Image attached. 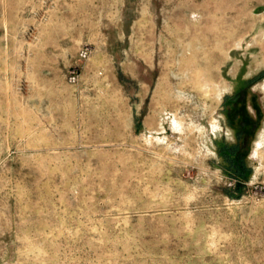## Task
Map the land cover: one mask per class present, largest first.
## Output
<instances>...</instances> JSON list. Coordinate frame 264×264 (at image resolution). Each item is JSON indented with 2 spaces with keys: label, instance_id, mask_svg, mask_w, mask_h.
Segmentation results:
<instances>
[{
  "label": "rangeland",
  "instance_id": "rangeland-1",
  "mask_svg": "<svg viewBox=\"0 0 264 264\" xmlns=\"http://www.w3.org/2000/svg\"><path fill=\"white\" fill-rule=\"evenodd\" d=\"M0 264H264V0H0Z\"/></svg>",
  "mask_w": 264,
  "mask_h": 264
},
{
  "label": "trees",
  "instance_id": "trees-1",
  "mask_svg": "<svg viewBox=\"0 0 264 264\" xmlns=\"http://www.w3.org/2000/svg\"><path fill=\"white\" fill-rule=\"evenodd\" d=\"M241 101L243 100L241 95H239L234 101L232 114L228 116L229 123L236 132V141L230 145L225 144L222 148L218 149L224 162V168L232 178L236 179L233 186V189L236 191H240L244 180H247L252 172L243 152L251 131V117L246 113V108L243 104L241 105ZM239 104L240 106H238Z\"/></svg>",
  "mask_w": 264,
  "mask_h": 264
},
{
  "label": "built area",
  "instance_id": "built-area-1",
  "mask_svg": "<svg viewBox=\"0 0 264 264\" xmlns=\"http://www.w3.org/2000/svg\"><path fill=\"white\" fill-rule=\"evenodd\" d=\"M81 56H82V57H85V53H84V52H82Z\"/></svg>",
  "mask_w": 264,
  "mask_h": 264
}]
</instances>
